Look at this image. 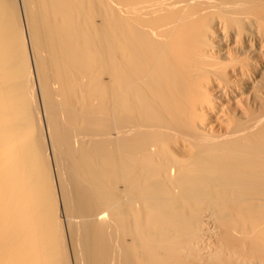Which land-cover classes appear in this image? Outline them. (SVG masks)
Masks as SVG:
<instances>
[{"label":"bare ground","instance_id":"1","mask_svg":"<svg viewBox=\"0 0 264 264\" xmlns=\"http://www.w3.org/2000/svg\"><path fill=\"white\" fill-rule=\"evenodd\" d=\"M0 264H264V0H0Z\"/></svg>","mask_w":264,"mask_h":264}]
</instances>
